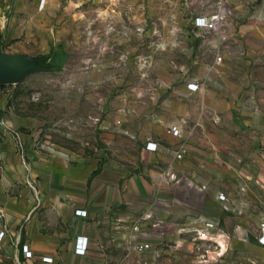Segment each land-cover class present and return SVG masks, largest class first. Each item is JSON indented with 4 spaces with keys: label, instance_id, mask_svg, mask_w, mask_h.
<instances>
[{
    "label": "crops",
    "instance_id": "obj_1",
    "mask_svg": "<svg viewBox=\"0 0 264 264\" xmlns=\"http://www.w3.org/2000/svg\"><path fill=\"white\" fill-rule=\"evenodd\" d=\"M180 1L158 0L151 9L149 1L109 0L114 15L126 9L142 18L131 32L153 36L124 51L139 59L152 57L151 48L159 59L166 49L187 53L170 89L164 75L151 92L122 104L116 98L104 119L94 111L104 152L60 149L48 140L41 109L14 103L16 92L0 87V118L16 132L0 127V247L11 262L26 244L31 264H181L183 235L195 241V228L213 222L231 237L224 259L264 264V0H228L234 18L222 44L194 36L192 18L207 10L186 11ZM151 15L188 29L145 28ZM187 81L199 89L188 90ZM148 140L155 151L145 148ZM79 236L87 237L82 255L74 252ZM139 242L150 251L138 253Z\"/></svg>",
    "mask_w": 264,
    "mask_h": 264
},
{
    "label": "rangeland",
    "instance_id": "obj_2",
    "mask_svg": "<svg viewBox=\"0 0 264 264\" xmlns=\"http://www.w3.org/2000/svg\"><path fill=\"white\" fill-rule=\"evenodd\" d=\"M147 1L151 9H156L158 0H144ZM180 2L186 11H192L195 5L205 9L211 0L196 4L192 0ZM110 4L109 0H0L2 52L19 53L21 48L37 56L60 47L67 53L59 70H44L16 84L0 86L16 92L14 103L41 109L38 116L44 118V127L50 128L48 140L65 152H104L106 146L99 142L92 122L94 111L104 119L105 108L108 110L116 98L122 104L134 94L151 92L157 89L158 77L164 75L170 89L183 73L179 61L187 52L182 50H162L166 56L160 59L155 48L149 50L152 57L145 59H139L136 50L134 54L124 51L125 44L145 43L148 37L136 29L134 33L129 30L134 21H142V18H135L126 9L116 16ZM165 24L188 29L172 20L161 23L157 15L145 16L143 22L145 28L160 29ZM152 37L147 40L153 41ZM183 237L181 264H206L196 261L195 256L209 246L203 241L190 240L188 235ZM10 262L0 247V264ZM217 264L239 263L229 254Z\"/></svg>",
    "mask_w": 264,
    "mask_h": 264
},
{
    "label": "built area",
    "instance_id": "obj_3",
    "mask_svg": "<svg viewBox=\"0 0 264 264\" xmlns=\"http://www.w3.org/2000/svg\"><path fill=\"white\" fill-rule=\"evenodd\" d=\"M202 0H192V2L198 3ZM202 6V5H201ZM190 7L189 5L187 6ZM206 12L194 15L192 18V27L194 31V36L202 37L204 39L209 36H213L217 44L225 43L229 35L227 33V26L232 22L234 18V9L230 6L228 0H211V3L207 5ZM216 44V47H217ZM222 62L221 55H216L215 63ZM186 87L190 91H196L199 89V84L193 81H187ZM37 99L38 96H33ZM99 118L94 117L92 122L97 124ZM0 127H3L9 134L16 136V132L9 126V124L0 118ZM166 131L173 135L179 136L181 130L175 125H169L166 127ZM157 144L153 141H146L145 148L149 151H155ZM168 177L178 182L173 174H169ZM219 199H224V195L220 194ZM76 215L85 216L86 211L77 209L75 210ZM137 227H135L136 229ZM194 239L196 241H203L209 246L208 250L196 254V261L203 262L206 264H217L222 259L227 252L231 237L229 234L224 233L217 225L213 222H205L195 228ZM4 231H0V240L3 237ZM258 242L264 247V222L260 225V235L258 236ZM135 250L138 253H145L150 251L151 246L147 242H139L135 244ZM87 249V237H76L74 252L76 254L82 255ZM32 258V252L26 244L21 247V257H14L11 264H31L30 259ZM142 264H146L145 259L139 260Z\"/></svg>",
    "mask_w": 264,
    "mask_h": 264
},
{
    "label": "water",
    "instance_id": "obj_4",
    "mask_svg": "<svg viewBox=\"0 0 264 264\" xmlns=\"http://www.w3.org/2000/svg\"><path fill=\"white\" fill-rule=\"evenodd\" d=\"M44 70L34 55L0 51V85L16 84L26 76Z\"/></svg>",
    "mask_w": 264,
    "mask_h": 264
},
{
    "label": "trees",
    "instance_id": "obj_5",
    "mask_svg": "<svg viewBox=\"0 0 264 264\" xmlns=\"http://www.w3.org/2000/svg\"><path fill=\"white\" fill-rule=\"evenodd\" d=\"M36 57L45 70H59L67 59V53L60 47L58 50L51 48L48 53L40 54Z\"/></svg>",
    "mask_w": 264,
    "mask_h": 264
}]
</instances>
